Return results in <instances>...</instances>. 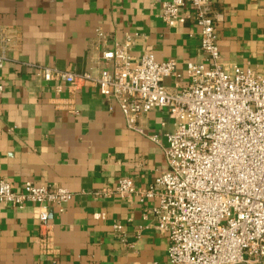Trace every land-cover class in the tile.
Segmentation results:
<instances>
[{
    "label": "crops",
    "instance_id": "crops-1",
    "mask_svg": "<svg viewBox=\"0 0 264 264\" xmlns=\"http://www.w3.org/2000/svg\"><path fill=\"white\" fill-rule=\"evenodd\" d=\"M161 9L156 0H0V29L12 38L0 69V179L73 193L62 209L49 206L48 229L31 203L0 201V264H169V241L153 213L157 199L93 193L123 177L146 189L167 170L174 129L167 111L152 109L138 117L141 131L130 129L116 100L94 84L48 82L33 67L95 72L102 53L131 35L134 59L150 53L176 61L182 76L163 83L177 92L188 82L186 63L206 55L194 20L168 26ZM212 11L225 66L264 71V0H212Z\"/></svg>",
    "mask_w": 264,
    "mask_h": 264
},
{
    "label": "built area",
    "instance_id": "built-area-1",
    "mask_svg": "<svg viewBox=\"0 0 264 264\" xmlns=\"http://www.w3.org/2000/svg\"><path fill=\"white\" fill-rule=\"evenodd\" d=\"M156 2L168 26L192 18L199 29L206 60L186 63L188 82L181 90L172 92L163 83L166 77L182 76L176 61H158L150 53L134 59L131 35L102 53V65L95 72L34 64V73L48 82L94 84L102 95L116 100L130 129L141 131L137 119L152 109L167 111L174 122L167 134V170L146 189L123 177L114 187L93 193L136 195L141 202L157 199L153 213L169 241V264H263L264 71L225 66L212 0ZM11 41L0 29V69L8 60ZM72 198L63 186L26 181L18 189L0 179V201L18 208L31 203L43 229L51 227L49 206L62 209ZM113 228L127 243L122 224L116 222Z\"/></svg>",
    "mask_w": 264,
    "mask_h": 264
}]
</instances>
